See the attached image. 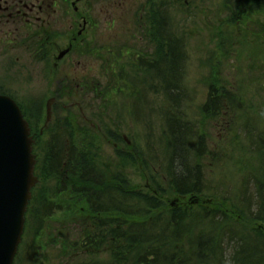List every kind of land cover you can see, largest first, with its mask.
Here are the masks:
<instances>
[{
  "label": "rangeland",
  "instance_id": "obj_1",
  "mask_svg": "<svg viewBox=\"0 0 264 264\" xmlns=\"http://www.w3.org/2000/svg\"><path fill=\"white\" fill-rule=\"evenodd\" d=\"M106 1L95 4L93 0L92 8H87L85 2L78 6L94 24L87 34L90 48L84 55H76L74 51L81 47L74 44V51L59 68L60 73L51 69L44 72L32 62L30 53L13 48L12 63L17 59L21 63L7 69L5 64L0 67V92L29 103L34 109L44 110L39 131L44 130L46 102L56 98L47 129L57 121L61 123L69 118L73 131L88 130L89 134L96 135L91 127L94 125L104 130V137H108L106 132H109L110 136L119 139L118 142H104L106 156L116 157L117 152H121L138 160V154H146L142 160L152 169L146 171V166L136 161L134 167L126 169L125 175L140 190L148 191L153 189L149 177L170 178L174 170L165 139L168 130L165 114L170 100L163 91L164 81L172 82V67L165 58L156 62L154 54L151 55L150 34L145 31L149 30L146 16L151 0ZM157 1L164 10L167 5L165 29L172 31L184 60L181 72L179 69L176 73H179L177 78H180L186 96L180 109L173 113L180 112L177 123L188 129L184 138L188 136L187 141L194 138L186 148L190 166L182 162L175 168L179 176H187L189 170L198 166L203 179L200 194L174 196L169 203L176 202L174 208L182 209L197 197L201 203L199 209L215 201L235 217L224 223H217V217L211 223L202 215H185L186 222L182 226L187 238L185 243L193 233L207 232L215 246L221 237L223 259L219 258V264H264V204L260 203L264 202V0H247L239 7L232 5L231 0ZM136 11L143 16L140 17L144 23L142 27H137L136 22L140 19L135 16ZM61 28L66 32L71 29L69 24H63ZM61 35L59 47L64 53L71 35ZM147 53L150 55H144ZM131 56H134L136 66L122 72L124 75L118 86L125 91L114 96L111 105L99 108L94 94L85 96L80 91L85 78L92 80L89 82L91 89L97 82L99 86L106 85L107 78L112 76L107 77L113 69L111 63L120 69ZM114 57L119 58L118 62ZM146 62H149L148 66ZM103 63H107L104 71ZM59 75H62L61 82L57 84L54 77L57 79ZM219 84L236 92L233 110L206 117L202 109L209 100L210 88ZM201 137L205 138L208 153L195 160L197 140ZM151 170L153 175L148 174ZM64 219L62 214H55L47 223L38 244V255H43L52 246L53 253L49 255L54 258L53 264H111L107 251L94 255L83 252L85 247L80 241L85 230L82 234L80 225ZM204 221L211 229L204 228ZM243 243L249 248L245 254L238 247Z\"/></svg>",
  "mask_w": 264,
  "mask_h": 264
},
{
  "label": "trees",
  "instance_id": "obj_2",
  "mask_svg": "<svg viewBox=\"0 0 264 264\" xmlns=\"http://www.w3.org/2000/svg\"><path fill=\"white\" fill-rule=\"evenodd\" d=\"M245 1L247 0H231V3L239 7V4ZM181 2L182 0H178V3ZM158 3L157 0H151L147 4L146 26L149 30L145 29V31L155 35L149 38V42L154 45L155 61L165 58L172 67V82L164 81L163 91L170 100L165 114V127L168 128L165 139L167 153L175 171L173 170L170 178L149 177L153 181V189L140 190L131 183L125 171L134 167L136 161L139 165L146 166L147 163L142 160L146 154H138V160H133V156L129 158L121 152H117L116 157L106 156L104 142L106 140L118 142L119 139L110 136L109 132H106L108 137L106 135L104 137V130H94L96 135L89 134L88 130L73 131L69 118L61 123L57 121L45 131V136H40L39 125L43 121L44 110L34 109L33 106V108L30 106L25 108L21 105L38 136L36 171L40 183L33 190V199L26 214L24 239L15 264H53L54 258L49 255L53 253L52 246L43 253L45 255L43 257L42 254L38 255L40 251L38 244L47 223L55 214H62L65 217L64 221L80 225L82 234L85 230L80 241L86 248L82 249L83 252L94 255L107 251L110 254L111 264H219V258L223 259V254L220 253L221 237L218 238L215 246L208 239L207 232L193 233V236L190 233L188 236L191 237L188 238L187 244L185 243L187 238L182 232V226L186 222L185 215L189 217L202 215L211 223L215 222L217 217L220 220V222L217 220V223L228 222L235 217L226 213L215 201L202 210L199 209L201 203L200 206L189 204L182 209H175L169 203V199L174 196L200 194L203 179L198 166L189 170L187 176H179L175 168L178 167V163L182 165V162L190 166V157L186 148L194 138L192 141L189 139L187 141L188 136L184 138L188 129L177 123V117L181 116L180 112L173 113V110L180 109L181 102L186 96L183 87L180 86V78H177L179 73H176L179 69L181 72L184 60L172 31L165 29L167 25L165 20L168 18L165 16L168 14L167 5L164 10ZM165 11L167 13L163 14ZM135 16L140 19L136 22L137 27H142L144 25L140 18H143L142 14L137 11ZM165 34L167 37H164ZM83 51L86 52L85 49ZM129 58L130 61L120 69L111 63L113 69L108 72L107 77L112 76L107 78L106 85L99 86L97 82L96 87L91 89L89 82L92 80L85 78L84 86L80 87V91L85 96L94 94L95 99L99 101V108L111 105L112 98L125 91L120 85L118 86L124 75L122 72L129 70L128 67L133 69V66H136L134 56ZM113 59L115 62L119 60L117 57ZM141 61L144 63L142 58ZM146 64L149 65V62ZM236 98V92L227 90L225 86L212 85L209 100L203 106L202 112L206 117H213L223 110L229 113L233 110L231 106ZM102 110L105 112L106 109L102 108ZM197 142V151L193 156L195 160L208 153L205 138L201 137ZM146 168V171H150L148 169H152V166ZM153 173V170L151 173L148 172L151 175ZM193 181L195 182L192 183ZM260 203L264 204L262 201ZM256 217L254 218L257 219ZM260 220L261 218L257 219ZM205 225L204 228L211 229L208 223L205 222ZM238 247L242 250V254L249 250L245 243ZM58 254L63 253L58 252Z\"/></svg>",
  "mask_w": 264,
  "mask_h": 264
},
{
  "label": "flooded vegetation",
  "instance_id": "obj_3",
  "mask_svg": "<svg viewBox=\"0 0 264 264\" xmlns=\"http://www.w3.org/2000/svg\"><path fill=\"white\" fill-rule=\"evenodd\" d=\"M100 1L94 0L95 4ZM82 2L87 8L94 5L93 0H0V67L5 64L7 69L21 63L20 59L12 63L10 58L15 48L30 53L41 71L60 72L61 64L74 51V44L87 46V34L94 26L78 7ZM232 11L235 12L233 8ZM63 24L70 25L69 32L61 28ZM61 33L71 35L67 46L71 51L64 59H60ZM78 51L74 52L80 56ZM57 80L54 82L59 84L61 79Z\"/></svg>",
  "mask_w": 264,
  "mask_h": 264
},
{
  "label": "water",
  "instance_id": "obj_4",
  "mask_svg": "<svg viewBox=\"0 0 264 264\" xmlns=\"http://www.w3.org/2000/svg\"><path fill=\"white\" fill-rule=\"evenodd\" d=\"M52 102L48 104V121ZM33 144L29 124L19 107L0 96V264H14L22 242L31 191L38 183Z\"/></svg>",
  "mask_w": 264,
  "mask_h": 264
}]
</instances>
